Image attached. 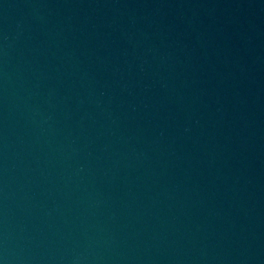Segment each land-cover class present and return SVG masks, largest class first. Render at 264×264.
<instances>
[{
	"label": "water",
	"instance_id": "1",
	"mask_svg": "<svg viewBox=\"0 0 264 264\" xmlns=\"http://www.w3.org/2000/svg\"><path fill=\"white\" fill-rule=\"evenodd\" d=\"M0 264H264V0H0Z\"/></svg>",
	"mask_w": 264,
	"mask_h": 264
}]
</instances>
